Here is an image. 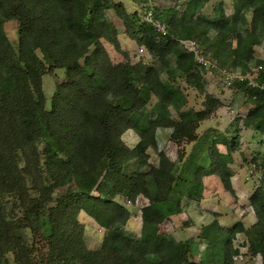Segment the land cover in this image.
Here are the masks:
<instances>
[{
	"label": "trees",
	"instance_id": "trees-1",
	"mask_svg": "<svg viewBox=\"0 0 264 264\" xmlns=\"http://www.w3.org/2000/svg\"><path fill=\"white\" fill-rule=\"evenodd\" d=\"M209 1L186 0L180 13L172 7L157 14L153 8L154 19L167 29L162 36L144 20L148 4L141 17L113 0H0V264H234L239 249L233 241L245 233L241 221L225 229L215 219L203 228L198 237L207 251L200 263L190 260L193 241H176L160 230L174 206L202 200L205 177H218L234 197L226 165L227 151L238 149L239 122L264 134V92L245 83L234 87L250 107L230 126L229 138L215 130L212 136L197 135L221 106L214 97L206 95L200 111H181L186 97L175 80L201 93L206 84L204 68L181 41H195L219 74L250 71L254 48L264 39V0H233L231 15L220 1L205 15ZM111 11L152 64L130 63L109 20ZM8 21L16 23L17 51L3 29ZM110 50L123 60L113 61ZM256 65L264 67V59ZM58 69L65 80L56 84L46 109L42 79ZM160 129L170 130L179 148L194 143L187 157L177 152L195 167L183 190L173 174L175 163L158 149ZM129 130L139 138L132 149L122 141ZM149 149L156 165L149 163ZM256 161L264 156L256 155ZM102 183L106 191L95 195ZM139 198L149 209L133 236L123 230L131 215L117 199L135 206ZM248 202L256 221L247 255L264 264V184ZM80 212L106 230L99 250L87 249ZM221 233L226 238L216 249Z\"/></svg>",
	"mask_w": 264,
	"mask_h": 264
},
{
	"label": "rangeland",
	"instance_id": "rangeland-1",
	"mask_svg": "<svg viewBox=\"0 0 264 264\" xmlns=\"http://www.w3.org/2000/svg\"><path fill=\"white\" fill-rule=\"evenodd\" d=\"M115 3H122L128 13L138 12L142 17L145 5L149 4L155 9L157 14H165L170 8L174 7L177 13H180L186 5V0H113ZM220 1L223 2V8L227 15L233 12V0H210L202 9L201 13L211 15L213 7ZM109 20L114 24L118 31V41L121 50L127 53L130 63L143 62L145 65L152 64L151 56L143 48L137 45L135 41L129 39L123 30L122 22L117 19L114 13L109 12ZM249 20V18H248ZM16 23L8 21L3 23L4 32L14 49H18V36L16 33ZM204 32L208 29L206 26L202 27ZM201 50V48H200ZM254 60L250 63L251 76L258 77L260 81L264 79V67L256 65V61L264 59V39L260 45L254 48ZM202 51V50H201ZM111 58L115 62L123 60V57L118 53L110 50ZM203 54V51H202ZM204 56V54H203ZM209 56V55H208ZM205 57V56H204ZM208 61L210 59L205 57ZM211 62V61H210ZM212 63V62H211ZM203 69V68H202ZM236 71L235 69H225L223 71ZM203 77L205 80L204 92L201 93L189 86L183 80L176 79L175 84L179 86L182 93L186 97V103L181 108V111L194 110L200 111L203 109L206 95L214 97L219 100L221 106L211 116V118L199 126L197 130L198 137H202L205 133L212 136V130H215L228 138L232 133L229 129L231 125L235 124L238 115L247 112L250 105L234 86H230L224 82L223 77L217 73H210L208 70L203 69ZM65 80L64 70L58 69L52 75H45L42 79L43 93L45 97V108H50V102L55 90L56 84H60ZM155 100L152 99L153 103ZM151 108V107H150ZM172 111L173 118L177 117L175 111ZM238 129L240 130V141L236 152H228V163L226 171L230 173L231 186L235 192L232 197L229 193L225 192L219 178L216 176L205 177L203 183L202 200L199 202H184L183 206L177 208L174 206L175 211L165 223L160 226L161 232L172 236L176 241H193L196 253L190 255V260L195 263H200L203 254L207 251V245L201 241L198 235L203 231V228L217 220L219 224L225 229L231 228L235 223L241 221L245 228V233L238 234L234 241L233 246L239 249V256L234 259V264H261L260 257L252 258L247 255V239L254 233L252 226L256 219L252 208L249 205L248 198L253 191L262 186V182L258 183L248 178V168L252 164V159L256 155L264 156V134L254 132L250 129H244L239 122ZM170 130L160 129L157 131L158 149L163 151L167 157L175 163L173 174L180 177L182 180L181 189L183 190L189 182L194 179L193 173L194 166L189 165L185 160L193 150V144L182 145L180 148L172 143L169 139ZM138 136L131 130L125 132L122 136L123 143L132 149L138 142ZM201 146V144H200ZM219 151L225 152L226 149L222 146L218 147ZM184 152L185 157L180 159L177 152ZM149 155V163L152 165L157 164V157L154 150L147 151ZM106 184L102 183L95 191V195L102 196L106 191ZM148 189L152 195L155 194V187L149 182ZM126 209L129 210L131 218L123 230L127 231L133 236H138L142 219L145 211L149 209L148 201L139 198L135 206L127 204L124 199H117ZM78 221L84 227L83 239L88 250H99L106 235V230L100 228L97 223L88 217L84 212L78 215ZM226 238V233H221L214 247L220 249L223 241Z\"/></svg>",
	"mask_w": 264,
	"mask_h": 264
},
{
	"label": "built area",
	"instance_id": "built-area-1",
	"mask_svg": "<svg viewBox=\"0 0 264 264\" xmlns=\"http://www.w3.org/2000/svg\"><path fill=\"white\" fill-rule=\"evenodd\" d=\"M149 10L144 15V20L151 23L156 32L159 35H166L167 29L164 23L154 19L153 17V7L148 4ZM183 48L188 54H191L194 57L195 62L205 70H208L210 73L214 72V65L208 61L202 54V51L199 49L197 43L191 40L181 41ZM220 75L223 77L224 82L230 86H234L237 83H245L248 87L257 89L264 92V79L260 81L258 77L254 75L251 76L249 73H243L239 71H220ZM252 164L248 168V178L254 180L258 183L264 184V161L251 162Z\"/></svg>",
	"mask_w": 264,
	"mask_h": 264
},
{
	"label": "crops",
	"instance_id": "crops-1",
	"mask_svg": "<svg viewBox=\"0 0 264 264\" xmlns=\"http://www.w3.org/2000/svg\"><path fill=\"white\" fill-rule=\"evenodd\" d=\"M121 1V0H120ZM122 2V1H121ZM123 3V2H122Z\"/></svg>",
	"mask_w": 264,
	"mask_h": 264
}]
</instances>
